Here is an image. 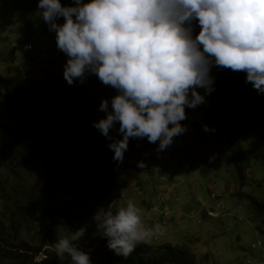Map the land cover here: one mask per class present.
<instances>
[{"label":"clouds","instance_id":"clouds-1","mask_svg":"<svg viewBox=\"0 0 264 264\" xmlns=\"http://www.w3.org/2000/svg\"><path fill=\"white\" fill-rule=\"evenodd\" d=\"M36 7L55 33L56 48L66 56L63 79L72 85L94 74L115 89V95L100 101L105 115L92 126L109 141L106 146L117 164L123 162L130 138L158 142L155 151H165L174 160L173 138L187 130L180 123L186 119L185 108L205 103V96L214 91L213 67L244 72L245 83L264 94V0H72L70 5L37 0ZM60 18L62 23L57 22ZM208 125L202 130L214 132ZM110 129L120 138L110 136ZM136 167L146 164L138 161ZM158 169L154 173L163 177L164 170ZM211 194L204 204L210 203ZM159 196L168 208L169 195L159 194L152 214ZM114 204L98 208L91 217L109 250L126 258L138 243L159 240L154 235L163 234L162 226L153 222L145 227L132 201L119 208ZM57 229L67 231L53 245L58 260L91 264L89 252L79 245L86 228L71 231L61 223Z\"/></svg>","mask_w":264,"mask_h":264},{"label":"rangeland","instance_id":"rangeland-1","mask_svg":"<svg viewBox=\"0 0 264 264\" xmlns=\"http://www.w3.org/2000/svg\"><path fill=\"white\" fill-rule=\"evenodd\" d=\"M36 5L37 0H0V74L15 86H23L24 80L28 77V82L31 83L49 80L64 87L74 88V83L69 85L63 79L62 65L66 61V56L56 48L55 33L48 30L40 18ZM57 22L62 23L63 18ZM25 42H32L37 47L34 53L25 55L22 52L21 47ZM13 47H16L14 53ZM115 94V89L102 84L94 74L86 75L78 101L74 102L68 97V102L93 123L105 115L99 110L100 101ZM212 99L213 102L206 101L194 109L185 108L186 119L180 123L186 125L187 130L173 138L175 150L173 161L169 160L165 151H155L158 142L149 143L146 138L129 139L122 165L126 178L131 179L136 175L138 177L140 175L138 172L147 166H152L153 168H148L156 170L162 168L164 172L161 175L164 176L157 177L154 170L150 171L151 174L141 172L147 177L145 180L147 183L141 187L137 186L141 191L139 195H134L136 189H133L135 183L132 182L130 187L116 198L113 207H124L132 201L141 210V220L145 227H151L150 223L154 222L159 223L164 229L162 235H154L159 239L157 242L151 245L138 243L142 254L148 253L152 256L157 245L169 242L189 248L200 264H247V262L259 264L264 259V209L256 200L250 202L229 196V192L251 191L253 194L254 191L251 187L244 186L246 182L241 179V175L237 178L236 173L233 175L242 147L241 134L228 122L224 106L220 107L217 98ZM204 107L209 109L208 114L201 110ZM194 116L199 117L196 123L193 122ZM206 122L215 129L214 132L206 133L202 130V125H208ZM111 133H116L115 129H110L109 134ZM117 137L120 138L118 135ZM0 140L11 148L12 153L25 150L29 154L26 158L36 150V144L24 129L14 109L7 105L1 96ZM257 148L259 146H256ZM209 151L212 154H208ZM48 160L45 154L34 156L31 160L27 159L23 167L24 172H20V179L15 183L23 188H18L20 191L17 196L6 201L0 199V211L3 207L9 208L14 205L17 199L22 200L21 195L30 191L29 189L40 196L53 197L48 176L51 174ZM138 161H144L146 167L143 169L136 167ZM178 165L180 166L177 167ZM15 171L19 173L20 170ZM175 171L180 175L171 176ZM166 173L170 175L166 176ZM228 173H232L231 180ZM1 176L5 178V170L0 166ZM233 177L235 183H232ZM254 189L260 188L256 186ZM262 189L258 198L264 202V188ZM61 190L62 188L60 192ZM211 193L221 197L226 209L235 213V219L206 217L207 214L202 211L201 204L208 203ZM159 194L169 195L166 204L171 213L166 220L165 216L160 217L159 213L158 217L154 218L150 210ZM151 197L152 203L149 205ZM171 198L173 200L170 202ZM212 205L214 200L210 196L208 206ZM240 218L242 220H239ZM17 238L18 241L15 242L0 236V245L5 250L12 251L27 241L23 232H20ZM259 242L261 245L252 250V246ZM45 257L44 253H40L35 256L34 261L40 262Z\"/></svg>","mask_w":264,"mask_h":264},{"label":"trees","instance_id":"trees-1","mask_svg":"<svg viewBox=\"0 0 264 264\" xmlns=\"http://www.w3.org/2000/svg\"><path fill=\"white\" fill-rule=\"evenodd\" d=\"M71 2L61 0L64 5ZM195 31L198 32L199 28L196 27ZM12 50L14 53L16 47ZM211 75L215 78L214 91L205 96V102H213L212 98H217L220 107L226 109L228 122L240 131L242 138L236 172L230 170L234 176L236 173V178L241 175L246 182L244 186L254 191L253 194L251 191L229 192V196L250 202L256 200L264 209V202L258 198L264 188V94H257L251 83H245L244 72L213 67ZM29 83L26 77L23 86H15L0 74V96L14 109L36 144L34 153L26 158L29 154L25 150L12 153L11 148L0 140V166L5 170V178L0 177V199L6 201L17 196L18 188L23 187L15 183L20 179V172H24L27 159L43 154L51 167L48 176L53 197L40 196L28 188L30 191L21 195L22 200L17 199L11 207L2 208L0 236L17 242L19 233L23 232L27 241L12 251L0 245V264H64L58 260L53 246L58 236L67 235L66 230L57 229L61 223L71 231L82 226L86 228L79 245L89 252L91 264H200L189 248L168 242L156 246L152 256L142 254L137 246L125 258L106 247V240L96 231L91 217L98 208L115 202V198L130 187V178H126L122 167L124 161L117 164L112 159L113 153L106 146L109 141L92 126L86 115H81L68 102V97L78 101L82 83L74 80V88L49 80ZM197 91L204 94L203 89ZM201 110L209 113L206 107ZM109 135L118 139L116 133ZM152 170L145 168L141 172L151 174ZM230 175L232 173H228L231 180ZM143 183L144 179L137 178L133 189H139L137 186L141 187ZM232 183H235V177ZM256 186L260 189H254ZM159 214L164 218L162 213ZM40 253L46 257L35 262V256Z\"/></svg>","mask_w":264,"mask_h":264},{"label":"built area","instance_id":"built-area-1","mask_svg":"<svg viewBox=\"0 0 264 264\" xmlns=\"http://www.w3.org/2000/svg\"><path fill=\"white\" fill-rule=\"evenodd\" d=\"M24 49H31L32 51L35 50L33 44L31 42L29 43H26L24 46H23V52H24ZM171 151V149H169ZM209 154H212L211 151H209ZM158 171H161V168L158 169ZM158 213H165V219H167L169 217V210L168 208L165 206V198L164 196H159L158 197V202H157V205L153 206V214L155 216H158ZM208 217L211 218V219H218V218H221V217H225L227 219H235V213L230 211V210H227L225 208V205L222 201L221 203V206H214L212 205L210 207V210H209V213H208ZM239 220H242L241 218ZM259 247L258 244H255L252 246V250L253 249H257ZM259 264H264V259L261 260V262H259Z\"/></svg>","mask_w":264,"mask_h":264},{"label":"bare ground","instance_id":"bare-ground-1","mask_svg":"<svg viewBox=\"0 0 264 264\" xmlns=\"http://www.w3.org/2000/svg\"><path fill=\"white\" fill-rule=\"evenodd\" d=\"M22 50H23V48H22ZM28 52H32V50H31V49H24V53H28ZM211 197H212L213 200H214V206H215V205L221 206L222 200H221V197H220V196H217V195H215V194H211ZM220 200H221V201H220ZM217 201H220L221 203H217ZM201 207L203 208V210L206 212V214H207V216H208V213H209V210H210V207H211V206H208V205L202 203V204H201ZM206 207H208V208H206ZM225 208H226V207H225ZM162 214L165 216V213H162ZM258 245H259V246L261 245L260 242L258 243ZM247 264H249V262H247Z\"/></svg>","mask_w":264,"mask_h":264},{"label":"crops","instance_id":"crops-1","mask_svg":"<svg viewBox=\"0 0 264 264\" xmlns=\"http://www.w3.org/2000/svg\"><path fill=\"white\" fill-rule=\"evenodd\" d=\"M180 165H178L177 167H179ZM175 173H177V175L176 174H174L173 176H178V175H180L179 174V172H177V171H175ZM132 178H133V180H132ZM130 180H131V183L133 182V184L135 183V181H136V179L137 178H141V179H144V177L141 175V176H139L138 175V177H137V175L136 176H134V177H132ZM147 182L145 181V179H144V183L142 184L143 186L146 184ZM165 187H167L166 185H165ZM124 193V192H123ZM122 193V194H123ZM152 201V197H151V200L149 201V203ZM153 223V222H152ZM154 224V223H153Z\"/></svg>","mask_w":264,"mask_h":264}]
</instances>
